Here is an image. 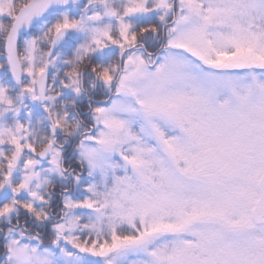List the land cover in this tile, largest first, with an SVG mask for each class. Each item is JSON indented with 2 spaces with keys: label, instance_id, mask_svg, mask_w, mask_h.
Instances as JSON below:
<instances>
[{
  "label": "snow or ice",
  "instance_id": "obj_1",
  "mask_svg": "<svg viewBox=\"0 0 264 264\" xmlns=\"http://www.w3.org/2000/svg\"><path fill=\"white\" fill-rule=\"evenodd\" d=\"M0 264H264V0H0Z\"/></svg>",
  "mask_w": 264,
  "mask_h": 264
},
{
  "label": "trees",
  "instance_id": "obj_2",
  "mask_svg": "<svg viewBox=\"0 0 264 264\" xmlns=\"http://www.w3.org/2000/svg\"><path fill=\"white\" fill-rule=\"evenodd\" d=\"M0 55H3V49L0 48Z\"/></svg>",
  "mask_w": 264,
  "mask_h": 264
}]
</instances>
